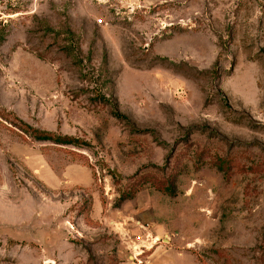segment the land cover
<instances>
[{"label": "rangeland", "instance_id": "obj_1", "mask_svg": "<svg viewBox=\"0 0 264 264\" xmlns=\"http://www.w3.org/2000/svg\"><path fill=\"white\" fill-rule=\"evenodd\" d=\"M0 264H264V0H0Z\"/></svg>", "mask_w": 264, "mask_h": 264}, {"label": "trees", "instance_id": "obj_2", "mask_svg": "<svg viewBox=\"0 0 264 264\" xmlns=\"http://www.w3.org/2000/svg\"><path fill=\"white\" fill-rule=\"evenodd\" d=\"M117 115V114H116ZM118 116V115H117ZM119 118H121L120 116H118ZM124 118V117H122ZM125 119V118H124ZM32 132L33 138L36 141L39 142H51L55 145H60V146H75L76 142L74 140H70L67 138H56V137H52L49 134L40 132L34 128H29Z\"/></svg>", "mask_w": 264, "mask_h": 264}, {"label": "water", "instance_id": "obj_3", "mask_svg": "<svg viewBox=\"0 0 264 264\" xmlns=\"http://www.w3.org/2000/svg\"><path fill=\"white\" fill-rule=\"evenodd\" d=\"M113 173L115 174V176L117 177V178H120L121 176L115 171V170H113Z\"/></svg>", "mask_w": 264, "mask_h": 264}]
</instances>
